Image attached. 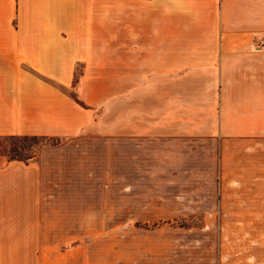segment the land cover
Instances as JSON below:
<instances>
[{"label":"rangeland","instance_id":"obj_1","mask_svg":"<svg viewBox=\"0 0 264 264\" xmlns=\"http://www.w3.org/2000/svg\"><path fill=\"white\" fill-rule=\"evenodd\" d=\"M178 45L150 50L145 68L166 59L168 72L76 66L59 89L89 113L77 136L0 137V152L25 161L63 146L51 154L57 183L44 185V204L62 209L66 196L75 215L48 218L58 227L44 225L43 260L264 264V74L240 67L261 62L226 58L220 72Z\"/></svg>","mask_w":264,"mask_h":264},{"label":"crops","instance_id":"obj_2","mask_svg":"<svg viewBox=\"0 0 264 264\" xmlns=\"http://www.w3.org/2000/svg\"><path fill=\"white\" fill-rule=\"evenodd\" d=\"M175 42L197 66L218 63L221 72L224 59L247 58L261 64L240 67L264 74V0H0V137L77 136L89 113L59 89L70 86L76 66L168 72L166 59L156 60L163 68L145 66L154 61L150 50ZM60 147L40 149L28 161L0 152V264H60L43 260L51 247L44 225L58 227L48 218L75 215L66 196L62 209L44 204V185L57 183L48 170ZM71 233L67 241H74ZM28 249L36 260H28Z\"/></svg>","mask_w":264,"mask_h":264},{"label":"trees","instance_id":"obj_3","mask_svg":"<svg viewBox=\"0 0 264 264\" xmlns=\"http://www.w3.org/2000/svg\"><path fill=\"white\" fill-rule=\"evenodd\" d=\"M13 159H15V158H13Z\"/></svg>","mask_w":264,"mask_h":264}]
</instances>
